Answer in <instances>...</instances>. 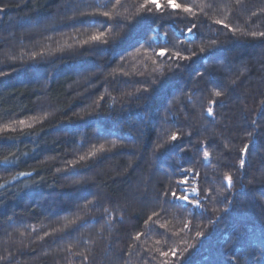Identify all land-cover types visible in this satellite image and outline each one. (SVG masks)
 <instances>
[{
    "label": "trees",
    "instance_id": "1",
    "mask_svg": "<svg viewBox=\"0 0 264 264\" xmlns=\"http://www.w3.org/2000/svg\"><path fill=\"white\" fill-rule=\"evenodd\" d=\"M158 2L0 0V264H264V0Z\"/></svg>",
    "mask_w": 264,
    "mask_h": 264
},
{
    "label": "snow or ice",
    "instance_id": "2",
    "mask_svg": "<svg viewBox=\"0 0 264 264\" xmlns=\"http://www.w3.org/2000/svg\"><path fill=\"white\" fill-rule=\"evenodd\" d=\"M148 2L154 4L155 7H156V9H157V10H160L161 5H160V3L158 2V0H148ZM168 4H169L173 9H177V8H180V7H181V5L176 4V3L174 2V0H168ZM105 6H106V5H105ZM183 11H185V12H191L192 9H191L190 7H185V8L183 9ZM103 15H104V16H108L109 14H108L107 12H104ZM215 22H216L217 24H221V23H223V22L220 21V20H217V21H215ZM195 27H196V25L193 24L192 27H189V28L187 29V31H188L189 33H191L192 30H193V28H195ZM102 35H103V33H100V35H94V36L91 37V39H92L93 41H98V40H100V38H101ZM252 35L255 36V35H257V33L253 32ZM259 35H260V36H264V32H260ZM105 42H106V41H105ZM85 43H87V41H85ZM214 44H215V41H212V45H214ZM200 52H201V53H204V52H205V47H201V48H200ZM166 54H167V49H164V48H162V49L160 50V52L158 53V55H160V56H165ZM192 55L195 56L196 53L193 52ZM212 55H213V54H212L211 52L208 53V57H209V58H210ZM173 56H174L175 58H177V59H185V60H187V59H191L190 56H182L181 52H179V51L174 52V53H173ZM144 90L147 91V89H144ZM215 95H216V96H220L221 93H220V92H215ZM189 99H190V98H189ZM208 112H209V114H211L212 109L209 108V109H208ZM20 123L23 124L24 121H20ZM254 123H255V122H254ZM171 139H172L173 141H176V140L178 139V136H177L176 134H173L172 137H171ZM243 151H244V152H247V146L245 147V149H244ZM203 155H204V159L207 160L208 157H209V153H208L207 151H204ZM80 159H81V160H84L85 157H84V156H81ZM240 164H241V167H243V166H244V160H241V161H240ZM227 180H228V187H231V186H232L231 177H227ZM185 183H187V181H185ZM196 191H197L196 189H193V192H196ZM221 195H222V193H221ZM172 196H173L174 198L178 199V200H181V201H184V202H189V203L194 204L196 207H199V202H198V200L189 201V197H188L187 195H183V196H179V197H177V196H176V193L173 192V193H172ZM105 211H107V210H105ZM153 215H157V214H156V213H153ZM148 220L151 221V220H152V216H149V217H148ZM145 223H147V221H146ZM185 227H187V225H185ZM197 235L199 236V235H201V233H197ZM136 238L138 239V238H139V235H137ZM157 243H159V241H157ZM172 254L175 255V254H176L175 251H173ZM161 255L167 256L168 253H166V252H165V253H161Z\"/></svg>",
    "mask_w": 264,
    "mask_h": 264
}]
</instances>
